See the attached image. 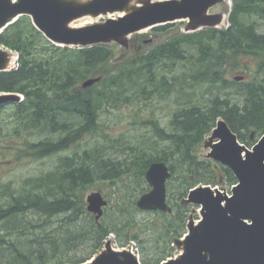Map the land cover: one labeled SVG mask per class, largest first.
I'll return each instance as SVG.
<instances>
[{"label":"trees","instance_id":"16d2710c","mask_svg":"<svg viewBox=\"0 0 264 264\" xmlns=\"http://www.w3.org/2000/svg\"><path fill=\"white\" fill-rule=\"evenodd\" d=\"M232 2L227 29L175 34L115 68H109L114 57L110 46H55L29 17H21L2 33L0 46L19 54V67L0 73V93L25 97L14 107L11 123H0V156L1 152L12 156L5 161L21 160L22 154L43 159L69 151L82 138L101 134L104 111L134 106L143 97L164 98L176 90L179 107L171 133L157 122L144 123L168 144L155 157L142 150L131 164L122 165L107 158L104 147H96L67 157L56 172L20 188L0 184V264H84L100 252L111 234L119 247H128L138 240L134 213L140 211L139 199H128V209L121 211L128 215L126 221L104 223L105 211L95 220L86 209L84 194L97 178L122 180L131 172L128 166L139 169L137 179L145 182L149 167L165 162L173 175L171 182L178 179L181 188L178 196H168L171 214L151 212L163 219V226L150 231L159 254L155 263L160 264L170 257L169 235L182 238L185 233L189 211L179 202L199 184L237 183L228 168L199 160L197 154L220 119L246 146L251 145L253 134H264V0ZM171 29L169 24L153 30L170 34ZM242 59L253 61V66L241 63ZM230 68H243L251 77L230 80L226 77ZM99 77L100 83L83 88L87 80ZM190 83L208 88L205 102L194 100L195 94L184 86ZM36 137L39 140H31ZM104 138L111 142L110 136ZM17 139H23L24 148L15 154L11 142Z\"/></svg>","mask_w":264,"mask_h":264},{"label":"water","instance_id":"95a60500","mask_svg":"<svg viewBox=\"0 0 264 264\" xmlns=\"http://www.w3.org/2000/svg\"><path fill=\"white\" fill-rule=\"evenodd\" d=\"M226 0H0V36L21 17H29L34 27L53 45L89 48L118 44L130 50V37L177 22H188L185 33L220 28L222 14L210 11ZM108 18L105 22L74 26L85 19ZM19 56L0 47V73L15 69ZM92 78L83 84L89 89L101 82ZM244 77H235L242 82ZM23 96L0 94V108L18 105ZM254 134L252 135V138ZM207 158L231 170L237 184L231 194L211 186L192 189L182 204L200 207L201 219L193 217L188 234L176 241L181 253L162 264H264V136L249 149L224 119L217 122L205 140ZM172 178L165 162L153 163L146 181L151 191L137 202L141 211L171 214L167 183ZM88 211L100 220L108 202L100 193L87 198ZM85 264H141L131 249L117 250L108 242Z\"/></svg>","mask_w":264,"mask_h":264},{"label":"rangeland","instance_id":"374dc122","mask_svg":"<svg viewBox=\"0 0 264 264\" xmlns=\"http://www.w3.org/2000/svg\"><path fill=\"white\" fill-rule=\"evenodd\" d=\"M232 7V0H226L225 3L218 5L210 11V14H222L225 16V22L223 25H221L220 28L214 29L223 30L229 27V16L232 11ZM107 19L108 18H101L96 23L105 22ZM187 25L188 22H177L172 24L170 34L160 33L154 30H147L139 34H135L130 37V50H126L115 43L108 45L113 50L114 55L109 68H115L118 64L128 60L133 54L139 53V51L143 53L150 51L158 44L169 40V38L175 34L185 33ZM76 26H80L79 23H77ZM241 63L253 66V61H248L247 59H242ZM255 71L256 70L253 69L252 74H254ZM248 74L249 73L243 68H237L235 71L230 68L227 71L226 77L230 80H234L235 77L250 79L251 75L248 76ZM184 86L188 92H193L195 94L194 100L205 102L208 99L207 87H200L194 83ZM178 97L179 95L177 91L174 90L171 95L165 96L164 98L156 95L151 97L149 100H145V97H143L140 101L135 102L134 106H130L133 105L132 103L115 109L109 108V110L106 112L104 111L101 115V134L88 135L82 138L81 141L77 145L73 146L71 150L57 155L37 159L36 157L24 156V154H22L23 158L21 160L11 159L9 161H5L7 157L12 156L1 152L0 184L13 185L14 188H20V186L27 181L56 172L61 166L62 161L67 159V157H74L77 152L83 154L86 150H92L96 147H104L107 158H112L114 161L117 163L119 162L122 165L127 164V162L128 164H131L136 154L142 150H145L149 155L153 154L155 157L158 153H163L168 148V144L158 137L153 126H149L144 123L157 122L168 133L173 132L171 122L179 107ZM14 107L15 106L4 107L0 111V123L3 126H7L11 123V113L14 111ZM105 134L111 137V142H106L104 138ZM263 136L264 134L254 135L251 145L249 146L241 143V141L239 142L247 148L252 149ZM31 140L37 141L39 138H31ZM23 142V139H17L15 142H11L15 145V149H17L15 150V154L24 148ZM3 143V145H5V142ZM208 152L209 150H206L203 144L197 151L198 159L206 162L211 161L207 158ZM211 162L213 164H217L213 161ZM128 168L131 172L125 175V178H122V180H105L103 178H97V181H95L84 194L86 209L88 208L87 198L93 193H100L109 203V206L105 209V216L102 220L104 223H108L111 219H114L116 222L124 221V216L128 215H121V211H126L128 209V199H140V197L144 194L151 191V187L147 183L146 179L145 182L139 183L137 175L140 173V170L135 169L132 166H128L126 169L128 170ZM223 184L224 186L218 187L231 193L233 186L225 184V182H223ZM205 185L206 184H199L197 187ZM180 188L181 183L178 182V179L175 178L174 181H170L168 183V196L171 194L178 196ZM143 190L146 192L140 195ZM187 197L188 195L179 202L180 206L188 208L189 211L184 235L188 233L187 226L191 217H193L196 221L201 219L200 207L194 205H182V202L187 199ZM177 201L178 198L175 203ZM160 217V215H156L151 212L138 211L134 213V220L139 224V226L135 229L138 234V240L131 242L128 247L135 250V253L140 257L142 264H156L155 261L158 260L159 254L157 253L156 255V251L153 249V247H155V238L151 236V232H154V228L156 226H163V219H160ZM94 219L97 220L96 217H94ZM177 240L178 237L173 233L169 235L168 243H170L169 250L171 251L169 259L175 258L181 253L176 245ZM108 242H111L113 248L117 250L123 249L119 247V240L116 235L111 234L105 241V244L100 251L105 248ZM162 245V243L158 244V248H161ZM145 261H149L150 263H145Z\"/></svg>","mask_w":264,"mask_h":264},{"label":"bare ground","instance_id":"6f19581e","mask_svg":"<svg viewBox=\"0 0 264 264\" xmlns=\"http://www.w3.org/2000/svg\"><path fill=\"white\" fill-rule=\"evenodd\" d=\"M99 19H101V18H99ZM99 19L95 20V19L89 18V19L78 21L80 26H77V27H83V26H86V25L95 24ZM76 24H77V22L74 24V26H76Z\"/></svg>","mask_w":264,"mask_h":264}]
</instances>
